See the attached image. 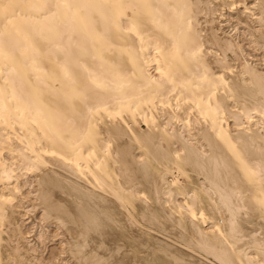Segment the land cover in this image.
Returning <instances> with one entry per match:
<instances>
[{
    "label": "bare ground",
    "instance_id": "1",
    "mask_svg": "<svg viewBox=\"0 0 264 264\" xmlns=\"http://www.w3.org/2000/svg\"><path fill=\"white\" fill-rule=\"evenodd\" d=\"M0 264H264V0H0Z\"/></svg>",
    "mask_w": 264,
    "mask_h": 264
},
{
    "label": "rangeland",
    "instance_id": "2",
    "mask_svg": "<svg viewBox=\"0 0 264 264\" xmlns=\"http://www.w3.org/2000/svg\"><path fill=\"white\" fill-rule=\"evenodd\" d=\"M233 23H235V21H232ZM246 46L248 48V50H250L252 52V54L258 58V60H262L263 59V52L261 50H253L251 47L248 46V43H246ZM261 52V53H260ZM52 231L55 232V229L53 227H51ZM62 230H56V234L53 236V238H51V240L47 243L48 248L45 252H48V249L50 250V252L47 254V256H56L54 258V261L58 262L59 260L62 261L61 259H58L59 255H60V250H61V240H64V235L63 232L61 234ZM60 234V235H59ZM60 238V239H59Z\"/></svg>",
    "mask_w": 264,
    "mask_h": 264
}]
</instances>
